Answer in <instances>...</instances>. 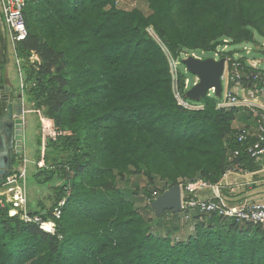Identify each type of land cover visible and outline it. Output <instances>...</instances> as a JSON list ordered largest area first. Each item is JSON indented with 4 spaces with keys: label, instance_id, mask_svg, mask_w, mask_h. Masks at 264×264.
<instances>
[{
    "label": "trees",
    "instance_id": "trees-1",
    "mask_svg": "<svg viewBox=\"0 0 264 264\" xmlns=\"http://www.w3.org/2000/svg\"><path fill=\"white\" fill-rule=\"evenodd\" d=\"M118 1L26 0L28 35L17 54L25 94L47 117L40 150L57 157L37 158L46 163L35 177L39 184L61 177L53 208L67 200L59 219L28 205L31 215L55 221L50 233L12 214L0 196V264H264L260 224L203 213L179 238L173 221L175 233L160 226V216L180 221L178 213L144 212L154 190L260 169L238 141L242 107L219 108L208 95L203 109L178 104L167 51L182 60L185 51L214 53L225 38L264 39V0H147L148 13ZM34 51L37 66L29 62ZM186 79L180 69L183 94ZM133 176L147 184L144 207L139 187L121 185Z\"/></svg>",
    "mask_w": 264,
    "mask_h": 264
},
{
    "label": "built area",
    "instance_id": "built-area-1",
    "mask_svg": "<svg viewBox=\"0 0 264 264\" xmlns=\"http://www.w3.org/2000/svg\"><path fill=\"white\" fill-rule=\"evenodd\" d=\"M25 5L26 0H0L1 14L8 30L9 38L15 44L18 40L28 35L24 15ZM231 44V41L225 38L224 43L213 53V58L216 60L225 59V71L223 74L225 76V85L223 81L222 94L218 97L216 88L212 87L208 90L207 95L218 99L217 106L219 108L242 107L251 112L253 125L242 127L237 133V137L238 141L243 143L245 151L254 159V162L261 166L264 162V42L260 46L256 45L257 53L260 56L253 58L245 56L236 57L235 51L230 49ZM245 49L247 52L252 50ZM167 54L170 62L173 92L178 104L188 109H203V103L189 101V98L180 90L179 78L182 60L173 58L168 51ZM191 55L201 59L204 58L194 51L184 53L185 57L183 58H188ZM16 61L21 78V92L25 95L28 84L25 82L23 74L24 60L17 56ZM29 62L35 66L40 63V57L35 51L29 57ZM198 81L199 77H196L193 85ZM185 86L187 89L190 88V79H186ZM24 160L26 161L25 158ZM239 171L237 168H232L227 173ZM25 175L26 168L24 165H21L10 176H7L5 183L0 186V189L6 188V191L1 193L0 196L4 197L5 203L11 206L10 210L12 214L18 213L23 220L36 221L44 230L55 233L56 223L54 220L44 221L41 216L30 214L27 204L26 187L20 181ZM221 186V183L212 184L202 179L187 183L185 185L186 194L182 190L180 206L182 219L191 220L193 215L215 213L223 218L235 219L239 222H251L264 227V202H232L224 194L216 192V189H219ZM207 188L214 190L213 196L208 198L200 197L198 192ZM66 190L67 195H69L71 187L68 185ZM161 194L158 190H154L150 203L152 204ZM66 200L67 196L62 198L52 211V215L57 219L62 215V208ZM46 224H52V229L46 228Z\"/></svg>",
    "mask_w": 264,
    "mask_h": 264
},
{
    "label": "rangeland",
    "instance_id": "rangeland-1",
    "mask_svg": "<svg viewBox=\"0 0 264 264\" xmlns=\"http://www.w3.org/2000/svg\"><path fill=\"white\" fill-rule=\"evenodd\" d=\"M119 6L127 8V9H131L134 7H139L141 8L143 11H145L146 13L149 12V7L147 4V0H119L118 1ZM0 16H1V9H0ZM2 17H0V23L1 21L4 22V20H1ZM150 32L158 39L156 33L154 32L153 28H150ZM1 36V35H0ZM5 40L3 41L4 43H0V53L2 54L3 58H5V65L8 67V69L10 68L11 70V74L13 76L14 79V83L15 85L21 90V78H20V74H19V68L17 65V48H16V44L13 43L11 41V39L9 38V33L8 30L6 32V36H5ZM2 39L3 36H2ZM264 42V39L257 35L256 36V40L255 42H243V43H237V44H231L230 45V49L235 51V56L239 57V56H245L248 58H253V57H259L260 55L257 53V49H256V45H261ZM17 43V42H16ZM252 49L250 52H247V50L245 49ZM166 50V49H165ZM167 51V50H166ZM199 56H202L204 58L207 57H213L214 54L213 53H202L201 51H195ZM186 53V51H185ZM1 56V55H0ZM185 57V56H184ZM180 68L182 69L183 74L190 79V87L193 86V82L196 78V76L194 74H192L184 64H182L180 66ZM23 74L24 77L26 75L25 70L23 69ZM223 81H224V85H225V76H223ZM207 96V95H206ZM205 97V96H204ZM25 103H26V125H27V131H28V137L29 139L27 140L26 143V148H25V152L24 155L20 158V163L18 162L16 165V169H18L21 165H24L26 168V175L24 177H22L20 179L21 183L26 187V195H27V204H31L33 205V207L35 208H40L42 205H44L46 207L47 210H53V205L55 204V200L57 198V192H58V187L61 188L63 181L61 180V177L59 176H55L54 177V181L51 182L50 184H39L37 182V179L35 177V174L38 173V170L40 168V166H45V161H39L37 163V158L43 157V156H47V160L49 164H53V161H57V157L54 155V152H45V151H41L40 150V143H42V141H44V137L42 136V125L46 122V115L44 113V110H40L37 109L35 107L34 102H31L28 100V96H26L25 94ZM189 101L197 103V102H201L202 99L200 100H192L189 99ZM244 117V119H243ZM238 122L239 123H246L249 122V125H253V118H252V114L249 110L246 109H241L238 113ZM245 125V124H244ZM24 158L26 159V161L24 160ZM261 167V166H260ZM243 171V170H240ZM70 172H72L70 170ZM48 175V173L46 174ZM264 177V173H261L259 175H254L251 181H257L258 185L256 186L257 188L260 187V191H256V194H262L263 191L261 189H263L264 187V183H260L262 180H260L257 177ZM247 179H249V177H247V175H245L244 173H234L232 174L229 178L227 177L224 180V183L227 185H235L237 187H240V183H244ZM138 184V186H137ZM122 186H129L133 191L139 187V194H137V198H140L142 200H144L143 202H138L139 205H141L142 207L146 206V204L148 203L147 200H145V194L142 191V188H144V186H146V182L144 180H142L141 182L137 180V178L135 176H133L130 180H127L126 183H121ZM182 190L183 193H185V185L182 184ZM244 185V184H243ZM242 189H244L245 187L242 186L240 187ZM248 189H255V187L251 186ZM151 208L150 210H144V212H146L147 214H150L151 212L153 213V206L152 204H150ZM53 208V209H52ZM155 211V209H154ZM156 213V212H155ZM179 215H182V213L179 211L178 212ZM173 214L172 213H167L164 214L163 216H160V226H161V230L163 232V234H169V233H175V229H174V225H179V230L177 232L178 237H187V230L184 233V228L186 227V225L189 223L190 220H186V219H180V221H176L173 219ZM171 221H173L174 225L171 224ZM167 225H171L172 229H168L166 227ZM183 228V229H182ZM187 228V227H186ZM194 228V224H191V229ZM182 233V234H179Z\"/></svg>",
    "mask_w": 264,
    "mask_h": 264
},
{
    "label": "water",
    "instance_id": "water-1",
    "mask_svg": "<svg viewBox=\"0 0 264 264\" xmlns=\"http://www.w3.org/2000/svg\"><path fill=\"white\" fill-rule=\"evenodd\" d=\"M182 64L199 77V81L186 90L185 96L192 100H200L207 95L208 90L216 88V94L221 96L223 90V74L225 59L216 60L213 57L197 58L189 56L182 59ZM25 95L18 91L10 68L0 64V186L5 178L16 170L18 157L23 156L28 137L26 125ZM182 201V186H172L164 191L152 206L157 215L166 210L173 213L180 211Z\"/></svg>",
    "mask_w": 264,
    "mask_h": 264
},
{
    "label": "crops",
    "instance_id": "crops-1",
    "mask_svg": "<svg viewBox=\"0 0 264 264\" xmlns=\"http://www.w3.org/2000/svg\"><path fill=\"white\" fill-rule=\"evenodd\" d=\"M243 119H244V117H243ZM248 123L249 122H247V124L246 123H239L238 122V118H237L235 126H237V127H245V126H249ZM21 157L22 156L18 157V162L19 163H20V158ZM17 163H16V165H17ZM236 173H244L245 175H247V177H249V179H247L244 183H240V187L244 186L245 187L244 189H242L240 187H237L235 185H227V184H225L224 180L227 177L229 178L232 174H234V173H227L219 182V183L222 184L223 187L221 186L219 189H216V192H220V193L224 194L232 202H245V201L264 202V187H263V189H261L263 191L262 194H256L257 193L256 191H260V187L259 188L256 187L258 185V182L257 181H251L250 182V180H252L254 175H259L261 173H264V162H263V165H261V167H260V169L258 171H255V172L239 171V172H236ZM257 178L262 180L260 183H262V184L264 183V177H259L258 176ZM251 186L255 187V189H248ZM231 188H232V190H231ZM214 193L215 192H214L213 189L207 188V189H204V190H200L198 192V195L200 197H202V198H208V197L213 196ZM179 216L181 217V215H179ZM190 226H191L190 224L186 225V227H189V228H190ZM186 227L184 228V233L188 229ZM179 234H182V233H179ZM187 234H189L188 231H187Z\"/></svg>",
    "mask_w": 264,
    "mask_h": 264
},
{
    "label": "flooded vegetation",
    "instance_id": "flooded-vegetation-1",
    "mask_svg": "<svg viewBox=\"0 0 264 264\" xmlns=\"http://www.w3.org/2000/svg\"><path fill=\"white\" fill-rule=\"evenodd\" d=\"M0 17H2V14H1V16ZM1 20H3V17L1 18ZM6 32H7V28H6V26H5V23L3 22V21H1V23H0V43L2 44V43H4L3 41L5 40V36H6ZM2 36H3V38L4 39H2ZM0 64L1 63H5V58H3V56H2V54L0 53ZM18 91H20L21 92V90L18 88Z\"/></svg>",
    "mask_w": 264,
    "mask_h": 264
}]
</instances>
